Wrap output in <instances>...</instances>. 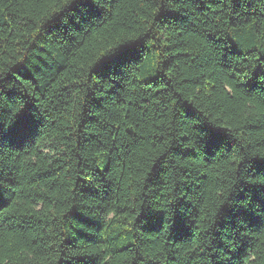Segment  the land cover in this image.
<instances>
[{"label":"trees","instance_id":"obj_1","mask_svg":"<svg viewBox=\"0 0 264 264\" xmlns=\"http://www.w3.org/2000/svg\"><path fill=\"white\" fill-rule=\"evenodd\" d=\"M0 264H264V0H0Z\"/></svg>","mask_w":264,"mask_h":264}]
</instances>
